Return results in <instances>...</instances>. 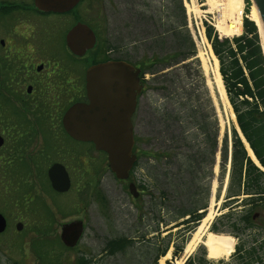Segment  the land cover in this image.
<instances>
[{"label":"flooded vegetation","instance_id":"obj_1","mask_svg":"<svg viewBox=\"0 0 264 264\" xmlns=\"http://www.w3.org/2000/svg\"><path fill=\"white\" fill-rule=\"evenodd\" d=\"M106 9L104 0H80L64 11L47 9V0L44 5L37 0H0V214L6 229L14 225L25 238L27 230L42 233L30 242L43 244L45 264L47 241L54 237L68 249L80 247L94 218L90 203L96 202L107 217V206H102L107 204L102 186L107 178L128 188L133 179L131 174L118 179L108 152L94 141L71 135L64 125L70 107L91 102L90 67L125 61L140 70L142 88L131 119L135 134L138 119L146 126V67L132 56L126 41H116ZM80 24L92 29L93 46L85 45L82 32L71 45L69 32ZM122 106L116 103L115 110L120 112ZM138 189L141 196L145 190ZM71 224L79 228L74 246L62 239L63 228ZM103 240L94 251L75 252L60 264H117L115 237ZM156 261L151 258V264Z\"/></svg>","mask_w":264,"mask_h":264},{"label":"rangeland","instance_id":"obj_2","mask_svg":"<svg viewBox=\"0 0 264 264\" xmlns=\"http://www.w3.org/2000/svg\"><path fill=\"white\" fill-rule=\"evenodd\" d=\"M218 1L220 0H212L213 4ZM179 2L184 7L187 23V27L181 29L179 28L183 24V14ZM104 3L107 7L105 13L108 14V23L116 37V41H126L127 48L132 56L135 59L142 60L144 67H146L145 70L148 72L145 75L148 82L155 77L148 70L157 61L155 65H160V68L162 65L163 67L167 66L163 72H168L167 77L172 82L170 91L161 89V82L158 80L147 83V91L143 96V102L146 105V126L144 127V124L138 119L136 131L137 136H144L146 140L141 150L148 147V139L157 136L156 131H153V126L156 127V124L159 123L160 113L163 110L175 108L178 112L173 114L179 116V119L175 120L173 125L170 123V126L172 129H177L178 141H174L172 144H174L178 154L170 162L166 158L162 160L167 164V169L170 168L173 171V173H170L168 169V175L175 173V176H178L179 174H176V172L180 155L190 148H197L209 134L215 135L218 141L217 162L213 167L212 174L208 171L194 174V182L187 191L181 194V192L169 189L166 198L149 180L148 166L152 169L154 163L146 158L141 159L142 165L136 170L135 176L132 175L133 182L135 180L138 182L144 181L149 185L141 196L138 195L139 198H134L130 194L127 183H121L111 177L107 178L102 184L107 198V204L102 203V206L104 208L107 206L106 210L109 211L107 217L99 212L96 202L90 203L89 209L94 218L88 224L87 235L80 247L68 249L58 238L54 237L48 240L47 264H60L64 257H69L81 250L94 251L107 236L115 237L117 243L125 239H131L132 241L124 248H115L117 264H151V258L156 257L157 259L161 256L162 249L166 244L164 237L170 231L173 233L172 239L178 243L185 242L187 238L184 250L175 253L174 244H171L168 250L169 253L167 252V255L163 258L160 257L156 261L157 264H178L179 262L186 264L187 258L201 253L202 248L206 251V258L213 264H234L232 263V255L219 259L208 257L207 247L201 241L193 251L192 248L197 239L195 236L203 234L206 230L211 231L213 222L217 221L220 216L230 212L238 214L244 208L241 199L245 196H240L239 201L232 208H224V202L228 200L230 164H228V172L223 184L218 181L220 148L223 145L224 137L228 136L231 145L233 127H236L238 131L240 129L235 118L236 115L234 117L235 112L230 101V104L225 101L218 89L215 80V63L209 47L211 43L206 36L205 26V23L212 25L218 36L222 38L238 36L244 32L243 26L242 32L239 33L236 30L226 31L227 23L233 21L234 16L232 13L236 11H230L229 5H227L228 7L226 5L222 6L220 8L222 11L219 9L213 10L209 0H104ZM252 7L253 0H244L243 11H240L242 12V22L245 17L251 19ZM94 17L98 19L97 16ZM224 19H226L225 29H219L218 25ZM179 36L180 39L182 38L181 41L178 40ZM191 37L193 42H191ZM261 39L264 49L262 35ZM192 43L196 48V56L172 66L168 64L181 59L183 53H189L193 48ZM204 56L207 58L208 63L206 67ZM160 80H163V77ZM161 125L163 126V122ZM184 129H186V134L192 136V141L184 143L180 139V134ZM151 143L155 146L165 145L163 137L152 140ZM167 144H171V142L167 140ZM208 163L209 160L206 163V166L209 167ZM162 164L160 163L161 166ZM163 175H165V172L161 173V177ZM210 177H212V194L206 211L207 216L203 221L201 220L202 223L200 221L201 224L199 223L195 230L186 231L183 234L178 232L180 228H184L183 226L177 228L174 223L165 226L163 221L171 219L172 215H176L181 203L191 207L205 203L206 188ZM173 184H178V177L175 178ZM218 193L219 198H217ZM52 196H56L59 201L62 200L60 195L52 194ZM139 215H142V220H139ZM254 218L263 227L264 209H259ZM219 226L224 229L227 225L219 224ZM59 231L56 230L57 233ZM220 233L229 234L225 231ZM26 235L28 236L25 238V232H18L14 225L9 226L6 231L0 232V264H45L43 244L36 242L32 244L30 242L32 238H37L42 233L33 235L27 230ZM230 235L235 238L233 252H235L237 244L255 245L254 233L240 234L239 237L238 234ZM263 236L264 233L259 232L257 234L259 240ZM96 237H98V241H96ZM203 239H205L204 235Z\"/></svg>","mask_w":264,"mask_h":264},{"label":"trees","instance_id":"obj_3","mask_svg":"<svg viewBox=\"0 0 264 264\" xmlns=\"http://www.w3.org/2000/svg\"><path fill=\"white\" fill-rule=\"evenodd\" d=\"M181 9L183 24L179 29L187 27L184 7ZM205 26L206 36L212 45L214 54L219 60L220 72L240 129V131H238L236 127H233L231 145L226 135L223 140V145L220 148V174L218 177L220 184H223L224 178L228 172V164H230L228 200L224 202V208H232L237 204L240 196H245L241 199V202L244 203L243 210L238 214L230 212L220 216L217 221L213 222L211 230L215 231V233L225 231L234 235L238 234V237L240 234L254 233L255 245L247 246L245 243L242 245L237 244L236 250L232 254V263L264 264V236L261 240L257 238L259 232L262 234L264 233V224H262V227L256 221V218H254L255 213L258 212L259 209H264V50L262 39L257 24L249 17L244 18V32L231 38H220L212 25L205 23ZM181 39L179 36L178 40L181 41ZM191 42H193L192 37ZM192 46L193 48L189 53H183L184 55L181 59L168 64L172 66L190 57L196 56L194 43H192ZM157 62L153 63L148 70L155 75L151 81H160V88L170 91L172 82L167 77L168 72H163L167 66L163 67L162 65L160 68V65H155ZM161 77H163V80H160ZM177 112L175 108L163 110L159 115V123L156 124V127L153 126V131H156L155 133L157 136L150 138L151 140L148 139V147L141 150L146 140L144 136L136 135V145L134 147V151L137 153L138 158L133 166L131 174L135 176L136 170L142 165V158L153 161L154 164L152 169L148 166V177L153 185L160 190L164 198L167 197L169 189L181 192V194L187 191L194 182V174L200 172L206 173V171L212 174L213 167L217 162L216 156L219 151L216 136L209 134L197 148H190L180 155L181 157L179 158L177 169L178 173L176 172V174L179 175L175 176V173L173 175H168V169L170 173H173V171L170 168L167 169V164L162 162V160L166 158L170 162L174 160L178 154L174 144H172V142L178 141L177 129H172L170 126V123L173 125V122L179 119V116L173 114ZM162 122L163 126L161 125ZM162 137L165 141V145L155 146L151 143L152 140ZM180 139L183 140L184 143H187L192 141L193 138L186 134V129H184L180 134ZM167 140H169L171 144H167ZM246 142L249 144V148L253 151L257 161L249 154ZM208 160L209 167L206 166ZM160 163H163L162 166ZM162 172H165V175L161 177ZM174 177H178L177 185L173 184L175 181ZM160 178H162V180H160ZM211 178L212 177H210L209 184L206 188L205 203L192 207L181 203L178 207L177 214L172 215L171 219L163 221L165 226L172 223L176 224L175 227L177 228L183 226L184 228L179 229V234L195 230L200 221L207 216L206 211L209 206V198L212 194ZM135 182L138 187L143 190H147L149 187L144 181L138 182L135 180ZM217 198H219V193L217 194ZM164 203L166 204V202ZM218 223L227 226L222 229ZM172 237L173 233L171 231L164 237L166 239V244L162 249V256L168 252L171 244H174L175 253H180L184 250L187 238L186 240L184 239L185 242L178 243L173 240ZM130 242H132L131 239H125L119 243L116 241L115 248H124ZM186 264L213 263L206 258V251L202 248L201 253L189 256L186 260Z\"/></svg>","mask_w":264,"mask_h":264},{"label":"water","instance_id":"obj_4","mask_svg":"<svg viewBox=\"0 0 264 264\" xmlns=\"http://www.w3.org/2000/svg\"><path fill=\"white\" fill-rule=\"evenodd\" d=\"M37 1L40 5L45 4V0ZM79 1L47 0V9L64 11ZM254 2L264 26V0ZM81 32L87 38L85 45L93 46L95 35L85 24H80L69 32L71 45L74 46ZM139 71L133 64L125 61H108L90 67L87 71L90 104H76L70 107L63 118L64 125L71 135L94 141L98 148L108 152L110 167L119 179H127L130 176L137 160L131 118L142 88ZM116 103L123 104L120 112L115 110ZM129 189L135 197L139 195L134 182L130 183ZM6 224L5 217L0 214V232L6 229ZM78 231L79 228L76 229L74 224L63 228L62 239L66 245H75Z\"/></svg>","mask_w":264,"mask_h":264},{"label":"bare ground","instance_id":"obj_5","mask_svg":"<svg viewBox=\"0 0 264 264\" xmlns=\"http://www.w3.org/2000/svg\"><path fill=\"white\" fill-rule=\"evenodd\" d=\"M209 2L213 6L212 7L213 10L214 9H217V10L219 9L220 10V8H222V6L226 5V7H228L227 5H229L230 11L235 10L236 12H240V11H243L242 9L244 7V0H220L218 2H221V3L217 2L215 4H213L212 0H209ZM193 7L195 8V6H193ZM233 8H235V9H233ZM220 11H222V10H220ZM236 12L232 13L233 16H234L233 17L234 19H233V21L227 23V28H226L227 30L226 31H235L236 30V31H238V33L242 32V26H243V22H242V18H241L242 17L241 16L242 12H240L238 14ZM228 13H229V10H228ZM221 18H223V17H221ZM226 19L220 21V23L218 25L219 29L220 28L221 29H223V28L225 29L226 24H224V23L226 22L225 21ZM251 19L256 22V24H257V26H258V28L260 30V33L262 35L263 41H264V26H263V22L261 20L260 14L258 12V9H257V6L255 5L254 0H253L252 11H251ZM83 38H84V43H86L85 41L87 40V38H85V36ZM74 45H76V42H75ZM209 47H210L211 56L213 57L214 63H215V68H214L215 75H216V79L215 80L217 81L218 89L220 91V94L224 98V100L229 103L228 96H227V93H226V90H225V86H224V83H223V80H222V76H221V73H220L219 60L214 55L211 45H209ZM203 59H204L205 67L208 66L207 58H205V56H204ZM234 117H235V114H234ZM246 145H247V148L249 150V153L255 159L253 151H251V148H249V145H248L247 142H246ZM255 161H257V160L255 159ZM204 219L205 218H203L202 220H204ZM203 235L205 236V239L202 240ZM195 237L197 239L194 242V246L192 248V251L196 248L197 244L201 241L207 247L208 257H210L212 259H219V258H223L225 256L232 255V253H233V251L235 249V238L232 235H230V234L215 233V231H212V230L208 232L206 230L203 234L197 235ZM192 251H191V253H192ZM165 256H163V257H165ZM178 264H184V262H179Z\"/></svg>","mask_w":264,"mask_h":264}]
</instances>
